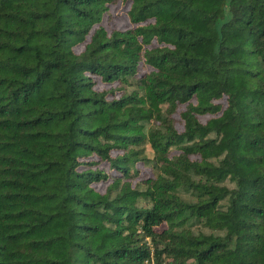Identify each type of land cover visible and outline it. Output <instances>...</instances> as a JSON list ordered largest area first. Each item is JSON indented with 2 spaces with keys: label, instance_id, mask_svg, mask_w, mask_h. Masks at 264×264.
<instances>
[{
  "label": "trees",
  "instance_id": "16d2710c",
  "mask_svg": "<svg viewBox=\"0 0 264 264\" xmlns=\"http://www.w3.org/2000/svg\"><path fill=\"white\" fill-rule=\"evenodd\" d=\"M146 261L264 264V0H0V264Z\"/></svg>",
  "mask_w": 264,
  "mask_h": 264
},
{
  "label": "rangeland",
  "instance_id": "374dc122",
  "mask_svg": "<svg viewBox=\"0 0 264 264\" xmlns=\"http://www.w3.org/2000/svg\"><path fill=\"white\" fill-rule=\"evenodd\" d=\"M130 3L128 2H119L115 5H112L110 7V10L107 14L104 15L102 25H104L109 31H111L113 28H120V29H126L132 26V23L130 22L129 16H128V9H129ZM84 44H80L76 47L77 51H81L83 49ZM105 83H102L98 81L97 88L102 89L106 88ZM185 107L184 105L180 107L179 110H183ZM177 119V127L181 130L183 127V122L181 119V116L179 113L175 115ZM210 117L209 115L201 116L200 119L202 121H205ZM100 166H103L107 169V165L100 164ZM150 170L148 171H142L140 178L147 177L150 174ZM99 189L104 190L107 183L102 181L100 183L95 184Z\"/></svg>",
  "mask_w": 264,
  "mask_h": 264
},
{
  "label": "built area",
  "instance_id": "2783aa9c",
  "mask_svg": "<svg viewBox=\"0 0 264 264\" xmlns=\"http://www.w3.org/2000/svg\"><path fill=\"white\" fill-rule=\"evenodd\" d=\"M146 264H154V263L151 261H146Z\"/></svg>",
  "mask_w": 264,
  "mask_h": 264
}]
</instances>
